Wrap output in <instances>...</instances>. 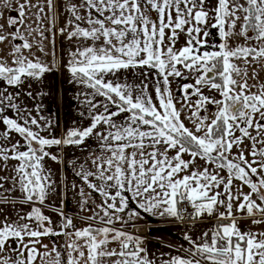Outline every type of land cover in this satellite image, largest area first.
I'll return each mask as SVG.
<instances>
[{"label": "crops", "instance_id": "crops-1", "mask_svg": "<svg viewBox=\"0 0 264 264\" xmlns=\"http://www.w3.org/2000/svg\"><path fill=\"white\" fill-rule=\"evenodd\" d=\"M247 3L0 0V264H264V191L234 147L264 137V0L261 29Z\"/></svg>", "mask_w": 264, "mask_h": 264}, {"label": "rangeland", "instance_id": "rangeland-1", "mask_svg": "<svg viewBox=\"0 0 264 264\" xmlns=\"http://www.w3.org/2000/svg\"><path fill=\"white\" fill-rule=\"evenodd\" d=\"M241 13L243 15H245V13H247L246 17L251 16L252 11L250 12L249 8L247 7L246 12L244 13L241 10ZM239 14L238 16H241L242 14ZM255 18L259 19L261 16V14L259 13V11L255 10ZM237 16V17H238ZM254 17V16H253ZM245 62V61H244ZM246 63V62H245ZM244 71L246 73V78H244V81L247 83V80H254V82L256 83V85H254V89H251V91L253 93H257V94H261V88L259 85H257V80H256V75H255V71L253 69L252 64L247 63L244 66ZM248 72V74H247ZM256 100H258V105H261L264 102V96L261 97V95H259L258 97H256ZM260 112H264V109L262 106H260ZM254 138H258V140H256V142H253V138H246L243 137V139L241 140H237L236 144H235V150L238 152L236 156H240L241 158H247L249 160H252V165H248V163L244 164L243 166H239V170H241V172L243 173L244 176H246V179H248L249 184L252 186V188H254V193L256 195V197L261 196V192L260 189L264 191V164L261 165H257L259 162V160L254 161V158L257 157V154H259L260 156H262V158H260V160H264V137L262 134L257 133L255 135ZM241 164V163H240ZM242 165V164H241ZM248 165L245 169L244 167ZM257 165V166H256ZM232 170L234 169L233 166L231 168ZM247 172H246V171Z\"/></svg>", "mask_w": 264, "mask_h": 264}, {"label": "trees", "instance_id": "trees-1", "mask_svg": "<svg viewBox=\"0 0 264 264\" xmlns=\"http://www.w3.org/2000/svg\"><path fill=\"white\" fill-rule=\"evenodd\" d=\"M247 1H248V3H247L248 8H249V10L251 9L250 12L252 11V13H251V16L248 17V23L246 26L249 28V27H251V25H253V27L256 28L258 26L257 28L261 29L260 25H259V20L255 18V13H254L255 12V6H254L255 0H247ZM256 31H257V29L255 30V34H256ZM212 64H213V69H212L213 76H212L211 80L215 81V82H219V84H221L223 79H224V77H222L223 64H222L221 56L215 55V57H213V59H212ZM1 75H3V73H1ZM108 94H110V97L112 98L113 101H115V102L119 101L120 104L121 103L123 104V106H128L124 103V101H122L117 96V94H112V93H108ZM130 109L133 110L134 113L140 114V112L138 110L134 109L133 107H130ZM146 119L151 120V121L156 120L155 118L152 119L151 117H146ZM156 122H157L159 127L163 128L162 124L158 120H156ZM212 127H213L211 129L212 137L217 138V139L218 138L224 139L225 129H226L225 121H224V115L218 116L216 122L212 125ZM169 132L173 135L174 140L184 144L185 147L189 148L192 151H196L198 153H204L200 149V146L197 143L198 141L196 139L192 138L189 134L185 133L184 131L171 132V130H169ZM210 158L216 160L213 157H210ZM219 159L222 162H224V159H222V157ZM28 166L29 167L31 166L30 161H29ZM28 172H29L28 173L29 175L32 173L31 168H28ZM123 264H127V263H123Z\"/></svg>", "mask_w": 264, "mask_h": 264}, {"label": "built area", "instance_id": "built-area-1", "mask_svg": "<svg viewBox=\"0 0 264 264\" xmlns=\"http://www.w3.org/2000/svg\"><path fill=\"white\" fill-rule=\"evenodd\" d=\"M177 211L179 216V221L184 222L185 220L189 221L196 217V213L199 211V203H194L189 200L186 196L179 197L177 200ZM125 233L132 236H141L144 232L140 227L134 226L129 229H124ZM134 244L129 247L132 248Z\"/></svg>", "mask_w": 264, "mask_h": 264}, {"label": "water", "instance_id": "water-1", "mask_svg": "<svg viewBox=\"0 0 264 264\" xmlns=\"http://www.w3.org/2000/svg\"><path fill=\"white\" fill-rule=\"evenodd\" d=\"M215 252H217V253H220V254H223V253H225L226 251L225 250H216Z\"/></svg>", "mask_w": 264, "mask_h": 264}, {"label": "flooded vegetation", "instance_id": "flooded-vegetation-1", "mask_svg": "<svg viewBox=\"0 0 264 264\" xmlns=\"http://www.w3.org/2000/svg\"><path fill=\"white\" fill-rule=\"evenodd\" d=\"M250 10H251V9H250ZM18 257H22V255L19 254Z\"/></svg>", "mask_w": 264, "mask_h": 264}]
</instances>
